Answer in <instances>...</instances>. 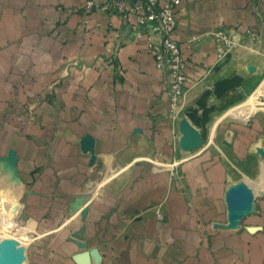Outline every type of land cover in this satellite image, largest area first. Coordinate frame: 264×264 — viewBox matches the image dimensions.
Here are the masks:
<instances>
[{"label": "crops", "instance_id": "0c3cea01", "mask_svg": "<svg viewBox=\"0 0 264 264\" xmlns=\"http://www.w3.org/2000/svg\"><path fill=\"white\" fill-rule=\"evenodd\" d=\"M88 1L0 0V205L18 197L34 260L264 264V221L216 227L226 181L264 171V122L218 121L264 83V0H181L173 35L188 79L176 109L150 49L158 37ZM183 117L209 135L196 151L182 146Z\"/></svg>", "mask_w": 264, "mask_h": 264}, {"label": "rangeland", "instance_id": "374dc122", "mask_svg": "<svg viewBox=\"0 0 264 264\" xmlns=\"http://www.w3.org/2000/svg\"><path fill=\"white\" fill-rule=\"evenodd\" d=\"M248 110V111H247ZM251 112V113H250ZM256 119L258 128H260V125L262 122H264V83L259 85L253 93L250 94V96L242 101L237 107L229 111L226 115L221 116L218 121L221 122H240V123H247L250 120ZM198 125L206 124L207 122L215 123L216 119L215 117H197ZM198 127V126H197ZM230 127V126H229ZM204 137L209 136L207 132L201 133ZM222 132L214 131L211 134V140L214 141L216 138L221 139ZM264 136V132L260 131L259 136ZM218 136V137H216ZM204 144V141H202L201 145L197 148L193 149L192 151H196L200 148H202ZM264 148V146L261 147V149ZM223 149V148H222ZM223 152L225 154V162L229 166V170L231 175L234 176H241L242 173L239 171L241 170L240 166L237 165V162L233 159H238L237 155L232 154L233 149L226 148L223 149ZM234 153V152H233ZM259 156L263 159V155L261 151H259ZM242 159L239 161L240 163L244 164V161L247 159V156H242ZM264 162V161H263ZM244 179H247L250 185L253 186L255 190V184L257 181L262 179L261 189L256 193L255 195V201L253 208L242 214V217L238 219V222L236 225H231V219H230V209L228 207V203L226 200V193H225V199H224V213H223V220L220 222H217V229H223L228 231H238L241 228H244V230L251 231L252 224H249L250 220L256 219V220H263V211L261 209H257L258 205L264 200V171L262 175L255 178H247L246 176H243L240 181L238 182H231L226 181V183H229L228 188L231 185H235L239 182H245ZM239 179H236V181ZM226 184V185H227ZM263 185V186H262ZM226 190V188H225ZM228 190V189H227ZM16 203L13 205H7L6 209L9 210V213L2 209V205H0V264H38L37 261L34 260V254H31L32 248L39 246V244L34 240V236H36V228L31 226V223L29 220L25 218L24 213L20 211V202L18 197H15ZM11 210V211H10ZM5 214L9 215V218L5 219ZM252 214H257L260 218H251L248 219V216H251ZM4 217V219L2 218ZM11 224L12 227L6 226V224ZM251 225V226H250ZM251 227V228H249ZM215 228V227H214ZM252 231H254L252 229Z\"/></svg>", "mask_w": 264, "mask_h": 264}, {"label": "built area", "instance_id": "2783aa9c", "mask_svg": "<svg viewBox=\"0 0 264 264\" xmlns=\"http://www.w3.org/2000/svg\"><path fill=\"white\" fill-rule=\"evenodd\" d=\"M104 0L98 2L89 0L86 10L93 9L107 11L128 19L132 15L137 18L136 34H145L149 38L158 37L150 42V49L154 54L159 68L165 71V83L168 96L174 109L181 106L187 88L188 79L186 62L181 45L173 33L177 27L176 7L181 0Z\"/></svg>", "mask_w": 264, "mask_h": 264}, {"label": "water", "instance_id": "95a60500", "mask_svg": "<svg viewBox=\"0 0 264 264\" xmlns=\"http://www.w3.org/2000/svg\"><path fill=\"white\" fill-rule=\"evenodd\" d=\"M181 143L185 150L191 151L202 143V137L195 125L187 118L180 121ZM264 157V149H261ZM226 200L231 211V225H236L242 214L250 211L254 206L255 195L253 190L245 182L231 185L226 193ZM233 210V211H232ZM235 220V221H234Z\"/></svg>", "mask_w": 264, "mask_h": 264}, {"label": "bare ground", "instance_id": "6f19581e", "mask_svg": "<svg viewBox=\"0 0 264 264\" xmlns=\"http://www.w3.org/2000/svg\"><path fill=\"white\" fill-rule=\"evenodd\" d=\"M248 111V110H247ZM251 113V112H250ZM197 128V127H196ZM197 130L199 131V129L197 128ZM199 133H200V131H199ZM264 149V148H263ZM264 158V157H263ZM262 184V183H261ZM261 184L260 185H258L257 187H255V190H254V188L253 187H251V186H249L252 190H253V193H254V195H256V193L261 189L260 187H261ZM263 186V185H262ZM233 211V210H232ZM235 221V220H234Z\"/></svg>", "mask_w": 264, "mask_h": 264}]
</instances>
